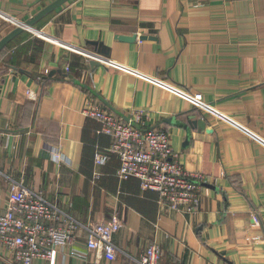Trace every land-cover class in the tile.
Here are the masks:
<instances>
[{
    "label": "crops",
    "instance_id": "0c3cea01",
    "mask_svg": "<svg viewBox=\"0 0 264 264\" xmlns=\"http://www.w3.org/2000/svg\"><path fill=\"white\" fill-rule=\"evenodd\" d=\"M54 1L0 0V40L14 29L3 16L26 23ZM32 28L44 36L23 31L0 53V214L18 183L81 223L122 225L114 261L78 232L82 257L64 248L32 264H136L152 243L159 264H264V0H68ZM88 104L165 130L180 166L207 182L198 211L121 182ZM190 116L205 127L188 129ZM11 259L0 247V264Z\"/></svg>",
    "mask_w": 264,
    "mask_h": 264
},
{
    "label": "built area",
    "instance_id": "2783aa9c",
    "mask_svg": "<svg viewBox=\"0 0 264 264\" xmlns=\"http://www.w3.org/2000/svg\"><path fill=\"white\" fill-rule=\"evenodd\" d=\"M12 27H21L33 36L43 33L27 28L23 22L3 16ZM97 61L101 58L90 55ZM199 109L206 108L200 94L190 96ZM83 115L101 125L100 132L111 139L107 154L115 156L119 167L118 179L138 181L139 189L157 195L161 208L179 214H195L201 203V188L207 182L201 174L185 171L171 148L169 134L160 128H145L144 114L134 110L128 118L89 104ZM53 156L63 161L58 153ZM106 156L97 153L96 164H105ZM121 222L113 216L106 222L81 223L63 213L42 195L28 191L18 183L10 184L5 211L0 214V247L12 254L5 264H32L35 259L51 260L56 251L69 249L72 256L82 257L74 249L78 232H84V246L98 258L114 261L117 247L113 238L121 229ZM161 249L149 244L136 264H159Z\"/></svg>",
    "mask_w": 264,
    "mask_h": 264
},
{
    "label": "water",
    "instance_id": "95a60500",
    "mask_svg": "<svg viewBox=\"0 0 264 264\" xmlns=\"http://www.w3.org/2000/svg\"><path fill=\"white\" fill-rule=\"evenodd\" d=\"M66 1H68V0H56V1H54L52 4H50L49 6L44 8L43 10H41L36 16H34V18H32L28 22L24 23V25L27 28H32V26L35 24V22H37L39 19L43 18L47 14L53 12L56 8H58L60 5H62ZM23 31H25V29H23L21 27H17V28H14L9 34L4 36L0 40V53L3 51V49L7 46V44L9 42H11L16 36L21 34ZM135 38H136L135 36H132V37L119 36L118 40L120 42H132L135 40ZM93 53L96 56H99L101 59L103 57L104 58L108 57V54H109L107 48L102 46V45H98ZM99 65L100 64L98 62H94V61L90 62V66L92 68L98 67ZM186 122H187V128L188 129H192L195 126H198L201 129H203L205 127V122L202 120L195 119L194 116L187 117Z\"/></svg>",
    "mask_w": 264,
    "mask_h": 264
}]
</instances>
